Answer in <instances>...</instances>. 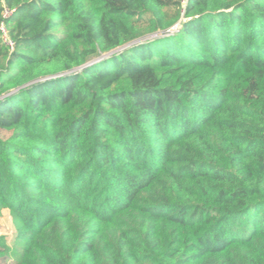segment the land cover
Segmentation results:
<instances>
[{"label": "trees", "instance_id": "trees-1", "mask_svg": "<svg viewBox=\"0 0 264 264\" xmlns=\"http://www.w3.org/2000/svg\"><path fill=\"white\" fill-rule=\"evenodd\" d=\"M4 211L0 264H264V0H0Z\"/></svg>", "mask_w": 264, "mask_h": 264}, {"label": "rangeland", "instance_id": "rangeland-1", "mask_svg": "<svg viewBox=\"0 0 264 264\" xmlns=\"http://www.w3.org/2000/svg\"><path fill=\"white\" fill-rule=\"evenodd\" d=\"M177 30V27L174 28ZM174 29L172 31H174ZM162 34L153 35L151 38H156ZM0 236H5L9 244H13L16 239V230L12 223V218L8 212L4 211L0 216Z\"/></svg>", "mask_w": 264, "mask_h": 264}, {"label": "built area", "instance_id": "built-area-1", "mask_svg": "<svg viewBox=\"0 0 264 264\" xmlns=\"http://www.w3.org/2000/svg\"><path fill=\"white\" fill-rule=\"evenodd\" d=\"M185 1H187V0H185ZM11 13H12V11H11L10 9L7 8V9L5 10V14H4V16L7 17V16H9ZM1 28H2V31H3V37H4L5 42H6L11 48H14V42H13L11 39H9V37H8V35H7V32H6V29H5V27H4V24H2Z\"/></svg>", "mask_w": 264, "mask_h": 264}, {"label": "water", "instance_id": "water-1", "mask_svg": "<svg viewBox=\"0 0 264 264\" xmlns=\"http://www.w3.org/2000/svg\"><path fill=\"white\" fill-rule=\"evenodd\" d=\"M105 56H108V54L107 55H104L103 57H101V58H104Z\"/></svg>", "mask_w": 264, "mask_h": 264}]
</instances>
